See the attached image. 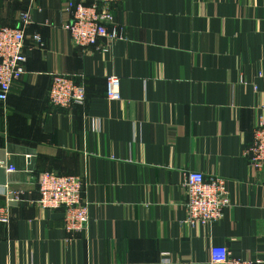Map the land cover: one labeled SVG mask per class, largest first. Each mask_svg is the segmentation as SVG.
<instances>
[{"label":"crops","instance_id":"1","mask_svg":"<svg viewBox=\"0 0 264 264\" xmlns=\"http://www.w3.org/2000/svg\"><path fill=\"white\" fill-rule=\"evenodd\" d=\"M74 4L0 0V27L32 20L26 72L0 102V161L16 168L0 165V207L11 209L0 264H207L216 245L264 264V171L245 154L264 113V0L115 2L126 38L105 51L72 42ZM58 73L84 86L83 103L52 105ZM111 75L119 100L106 97ZM186 169L226 181L231 205L212 227L185 223ZM46 172L83 179L85 231L39 207Z\"/></svg>","mask_w":264,"mask_h":264},{"label":"built area","instance_id":"2","mask_svg":"<svg viewBox=\"0 0 264 264\" xmlns=\"http://www.w3.org/2000/svg\"><path fill=\"white\" fill-rule=\"evenodd\" d=\"M120 1L75 0L72 20L65 25L72 42L83 50L96 46L105 51L109 45L125 39V30L116 24L112 6ZM20 20L21 27H0V102L3 104L7 102L14 83L26 72V28L32 20L28 12L23 13ZM34 39L42 44L40 35H34ZM106 86L108 100L121 98L119 76H108ZM49 98L53 106L69 109L85 101L86 91L74 76L58 73L52 75ZM258 119L253 132L254 141L245 149V154L253 170L264 171V113ZM0 165L10 172L16 171L5 161H0ZM183 174L185 223L190 227H212L220 222L231 205L225 179L220 176L206 177L204 173L191 169H186ZM83 190L84 181L77 175L46 172L39 181L37 203L42 210L62 209L66 232L80 233L88 228L90 221L89 203L83 196ZM5 193L9 201H22L21 191L6 187ZM10 219V207H0V222L8 224ZM207 264H263V261L234 257L227 247L216 245L210 250Z\"/></svg>","mask_w":264,"mask_h":264}]
</instances>
